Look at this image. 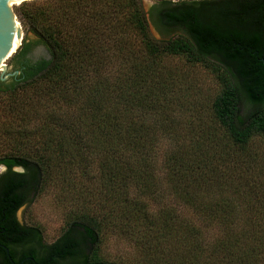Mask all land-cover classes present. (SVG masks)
I'll list each match as a JSON object with an SVG mask.
<instances>
[{
	"label": "trees",
	"instance_id": "1",
	"mask_svg": "<svg viewBox=\"0 0 264 264\" xmlns=\"http://www.w3.org/2000/svg\"><path fill=\"white\" fill-rule=\"evenodd\" d=\"M13 9L34 39L23 37L11 57L17 73L0 78V264H114L102 255L111 235L139 247L132 264H250L264 200L240 208L230 171L264 132V0H29ZM36 45L49 58L30 59ZM200 64L221 83L204 116L178 86ZM243 103L256 108L244 114ZM66 166L84 187L46 243L16 213ZM247 238L254 247L230 258L231 243Z\"/></svg>",
	"mask_w": 264,
	"mask_h": 264
},
{
	"label": "rangeland",
	"instance_id": "2",
	"mask_svg": "<svg viewBox=\"0 0 264 264\" xmlns=\"http://www.w3.org/2000/svg\"><path fill=\"white\" fill-rule=\"evenodd\" d=\"M143 1L145 5H149L153 0ZM15 5H17V3ZM20 26L22 29V39L24 36L34 39L32 32H28L23 28L21 23ZM154 35L157 36L156 33H154ZM12 55L5 61L6 69L2 76H0L1 79H7L9 77L7 73L12 72ZM27 55L49 58L50 54L43 45H36ZM170 66L180 69L184 68V65L177 60L171 61ZM187 70L191 71L192 74L190 75L194 76V78L190 81L192 83L184 79L179 80L178 86L181 92L179 95L181 94L186 104L191 106L192 113L203 114L204 116L205 106L211 103V100L220 90L221 83L218 79L220 71L206 68L202 64L192 68L188 67ZM255 108V105L243 103L241 111L247 114ZM7 147L8 145L6 143L0 142V154H2ZM243 153L245 154L240 153L238 156L240 165L237 162L238 168H235L234 171L231 170L230 174L233 175L232 178L235 179V186H237V191L240 193V197L243 201V204H240V208L247 209L252 206L254 210L259 206V202L264 200V132L254 131ZM231 160L233 161V157H231ZM234 166L236 167L237 165ZM4 169L5 167L0 165V172ZM66 169L67 171L64 170V173L53 174L51 178L44 180L42 188L32 197L31 201L21 206L16 213L17 219L21 223L38 226L41 230L43 240L46 243L54 241L61 233L65 226V220L74 206L75 199L78 195L77 193L81 191L80 187H84V185L80 184L83 183L82 181H79L77 177L74 178V175L69 173L70 170L68 166H66ZM75 172L76 171H74V173ZM160 201H162V199ZM183 214L185 216L189 215V213ZM262 224L264 225V223ZM239 225L242 226V222H240ZM218 233L219 231L213 228L211 232H209V235L213 237L218 235ZM255 237L257 245L252 249L254 251L253 254L250 255V264L254 259L258 263L264 264V237L259 234H256ZM248 240L249 241L244 243L243 239L242 241L239 239V245H236V242H232L230 245L231 247H228V251L230 250V258L237 257L235 249H238L236 247L240 248V253H245L246 250L254 247L253 244H255V241ZM102 255L111 260L114 264H132L136 258L142 257L139 247H136L133 242L125 238L117 237L116 235H111L103 245Z\"/></svg>",
	"mask_w": 264,
	"mask_h": 264
},
{
	"label": "water",
	"instance_id": "3",
	"mask_svg": "<svg viewBox=\"0 0 264 264\" xmlns=\"http://www.w3.org/2000/svg\"><path fill=\"white\" fill-rule=\"evenodd\" d=\"M8 1L9 0H0V58L5 57V59H8L13 53L16 52L22 40V29H21L20 23L16 15L13 12V5L15 4H12L11 6L12 13L10 15L7 9ZM13 1H16V0H13ZM17 1H19L17 3L19 4L22 1H27V0H17ZM14 20L18 21L19 26L17 28L14 24ZM18 37L20 38V43L16 48H13L14 49L13 51H11L12 45L18 39ZM5 69H6V63H5L4 69L0 71V76H2ZM13 73H17V72L16 71L9 72L7 73V75H11ZM15 169L21 170L20 167H15ZM5 251L8 254L7 247H5ZM27 258H31V257H27ZM22 261L19 264H21ZM11 264H16V263L14 261H11Z\"/></svg>",
	"mask_w": 264,
	"mask_h": 264
},
{
	"label": "bare ground",
	"instance_id": "4",
	"mask_svg": "<svg viewBox=\"0 0 264 264\" xmlns=\"http://www.w3.org/2000/svg\"><path fill=\"white\" fill-rule=\"evenodd\" d=\"M19 1H13V0H9L8 1V6H7V9H8V11H9V14L11 15V13H12V4H16V3H18ZM14 24H15V26H16V28L19 26L18 25V21H16V20H14ZM19 43H20V38L18 37V39L13 43V45H12V49H11V51H13L14 49L13 48H16L18 45H19ZM7 59H5V57H1L0 58V71H2L3 69H4V66H5V61H6Z\"/></svg>",
	"mask_w": 264,
	"mask_h": 264
},
{
	"label": "flooded vegetation",
	"instance_id": "5",
	"mask_svg": "<svg viewBox=\"0 0 264 264\" xmlns=\"http://www.w3.org/2000/svg\"><path fill=\"white\" fill-rule=\"evenodd\" d=\"M30 59H32V60H37L38 58H41V57H36L35 55H27ZM24 206V205H23ZM21 223V222H20ZM21 224H23V223H21Z\"/></svg>",
	"mask_w": 264,
	"mask_h": 264
}]
</instances>
